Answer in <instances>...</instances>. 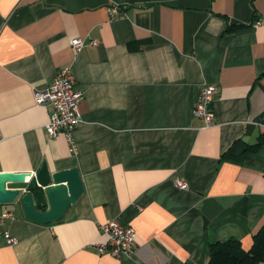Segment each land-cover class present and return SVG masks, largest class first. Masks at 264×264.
<instances>
[{
  "label": "crops",
  "instance_id": "0c3cea01",
  "mask_svg": "<svg viewBox=\"0 0 264 264\" xmlns=\"http://www.w3.org/2000/svg\"><path fill=\"white\" fill-rule=\"evenodd\" d=\"M66 67L76 152L35 101ZM206 83L210 126L193 114ZM0 127V172L78 168L85 186L51 224L0 204V264H209L231 238L248 251L264 225V0H0ZM111 219L135 229L131 257L98 251Z\"/></svg>",
  "mask_w": 264,
  "mask_h": 264
},
{
  "label": "built area",
  "instance_id": "2783aa9c",
  "mask_svg": "<svg viewBox=\"0 0 264 264\" xmlns=\"http://www.w3.org/2000/svg\"><path fill=\"white\" fill-rule=\"evenodd\" d=\"M118 13V6L112 5L110 7L111 16L115 17ZM262 24L263 21L259 20L255 26L259 27ZM92 44L97 45L98 42L94 41ZM71 46L76 52H81L84 47V40L81 38L74 39L71 41ZM217 92L218 87L216 85L204 84L194 108V116L203 119L206 126H210L215 118L213 102ZM82 99L83 93L77 88V80L71 67L61 69L50 87L35 92L37 105H49L52 108L50 120L45 125L49 137L55 138L64 133L74 152L77 150L74 132L83 122L79 109ZM3 140L4 136L0 127V142ZM31 174L35 176L37 173ZM177 185L181 189L187 188V185L181 180H177ZM100 229L108 236L106 243H100L97 246L101 254L109 253L115 257L134 255L136 231L132 226L124 227L118 220L111 219L100 224ZM7 237L9 243H15L13 237L9 235Z\"/></svg>",
  "mask_w": 264,
  "mask_h": 264
},
{
  "label": "water",
  "instance_id": "95a60500",
  "mask_svg": "<svg viewBox=\"0 0 264 264\" xmlns=\"http://www.w3.org/2000/svg\"><path fill=\"white\" fill-rule=\"evenodd\" d=\"M14 184L16 188H8ZM78 168L55 171L43 164L31 173L0 172V204L20 206L26 219L43 224L61 220L84 194Z\"/></svg>",
  "mask_w": 264,
  "mask_h": 264
},
{
  "label": "trees",
  "instance_id": "16d2710c",
  "mask_svg": "<svg viewBox=\"0 0 264 264\" xmlns=\"http://www.w3.org/2000/svg\"><path fill=\"white\" fill-rule=\"evenodd\" d=\"M134 50V43L128 45ZM262 142L252 148L261 146ZM209 264H264V225L254 236V243L250 250L245 251L241 242L231 238L224 242L210 245Z\"/></svg>",
  "mask_w": 264,
  "mask_h": 264
}]
</instances>
